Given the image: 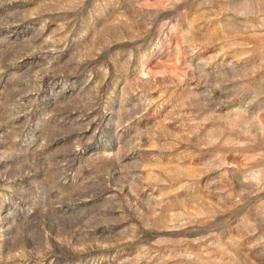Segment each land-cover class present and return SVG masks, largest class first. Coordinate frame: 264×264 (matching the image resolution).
<instances>
[{"label":"rangeland","instance_id":"rangeland-1","mask_svg":"<svg viewBox=\"0 0 264 264\" xmlns=\"http://www.w3.org/2000/svg\"><path fill=\"white\" fill-rule=\"evenodd\" d=\"M0 264H264V0H0Z\"/></svg>","mask_w":264,"mask_h":264}]
</instances>
